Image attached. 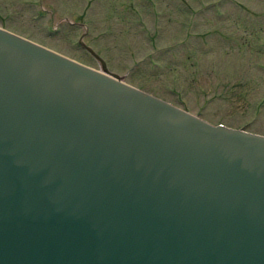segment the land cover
I'll list each match as a JSON object with an SVG mask.
<instances>
[{
    "label": "water",
    "instance_id": "1",
    "mask_svg": "<svg viewBox=\"0 0 264 264\" xmlns=\"http://www.w3.org/2000/svg\"><path fill=\"white\" fill-rule=\"evenodd\" d=\"M0 264H264V136L0 29Z\"/></svg>",
    "mask_w": 264,
    "mask_h": 264
},
{
    "label": "rangeland",
    "instance_id": "2",
    "mask_svg": "<svg viewBox=\"0 0 264 264\" xmlns=\"http://www.w3.org/2000/svg\"><path fill=\"white\" fill-rule=\"evenodd\" d=\"M0 26L99 69L87 45L120 81L264 134V0H0Z\"/></svg>",
    "mask_w": 264,
    "mask_h": 264
},
{
    "label": "bare ground",
    "instance_id": "3",
    "mask_svg": "<svg viewBox=\"0 0 264 264\" xmlns=\"http://www.w3.org/2000/svg\"><path fill=\"white\" fill-rule=\"evenodd\" d=\"M115 80H117L116 78H114Z\"/></svg>",
    "mask_w": 264,
    "mask_h": 264
}]
</instances>
